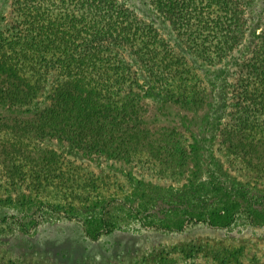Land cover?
I'll return each mask as SVG.
<instances>
[{
    "label": "rangeland",
    "instance_id": "obj_1",
    "mask_svg": "<svg viewBox=\"0 0 264 264\" xmlns=\"http://www.w3.org/2000/svg\"><path fill=\"white\" fill-rule=\"evenodd\" d=\"M11 1L0 0L2 26L39 24L23 19L24 5L13 17ZM29 1L31 10L51 7ZM119 1L141 30L154 31L140 35L152 41L146 48L162 38L180 53L181 73L169 84L201 85L203 103L185 106L184 96L167 92L162 102L153 89L156 106L139 110L142 121L122 122L114 140L73 113L37 115L0 102V264H264V154L250 130L225 122L229 67L219 72L223 64L182 53L181 28L173 30L150 0ZM19 37L0 41L6 63H22ZM131 62V83L136 77L143 88L150 74ZM38 100L35 107L45 99Z\"/></svg>",
    "mask_w": 264,
    "mask_h": 264
},
{
    "label": "trees",
    "instance_id": "obj_2",
    "mask_svg": "<svg viewBox=\"0 0 264 264\" xmlns=\"http://www.w3.org/2000/svg\"><path fill=\"white\" fill-rule=\"evenodd\" d=\"M57 1L50 0L48 9L35 7L34 10L28 7L33 1H11L13 17L17 18L22 10L19 6L24 5L23 19L31 17L39 24L31 23L30 26L17 19L12 24H0V41L20 40L21 34L25 40V48L20 52L25 57L20 65L6 63L0 55V102L37 115L47 110L53 114L73 113L76 123L101 127L103 135L111 133L109 138L114 140L121 138L118 129L122 122L142 121L139 110L142 112L144 105L156 106L154 101L150 102L153 89L160 92L161 101L163 92H167L173 98L184 96L185 106L203 103L199 96L206 90L201 85L193 89L192 84L189 87L184 82L169 84L181 73L180 53L172 52L162 38L155 40L150 49L146 48L145 44L150 45L152 41H145L140 35L151 38L154 31L150 26H144L148 33L141 30L125 3L119 0H59L62 4L57 5ZM150 2L173 30L181 28L175 35L178 40L181 36L186 40L180 38V43L187 46V49L181 48L182 53L194 50L196 58L204 59L209 65L223 64L219 72L229 67L225 122L239 130L246 129L247 135L250 130L249 140L264 154V0ZM33 5L36 6L35 2ZM33 11L36 13H31ZM26 45L32 46L31 52ZM3 50L1 47L0 52ZM27 52L31 55L26 57ZM133 59L150 74L143 88L136 77L131 83V74H127L129 70L132 72ZM40 97L45 100L35 107ZM157 104L162 105L161 102ZM34 119L43 121L47 117ZM62 120L58 117V121ZM109 127L115 130L110 132ZM236 162L239 168L246 170L239 160ZM197 220L199 218L194 221ZM203 223L222 225L207 220ZM177 229L181 230L182 226Z\"/></svg>",
    "mask_w": 264,
    "mask_h": 264
}]
</instances>
